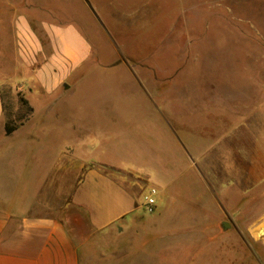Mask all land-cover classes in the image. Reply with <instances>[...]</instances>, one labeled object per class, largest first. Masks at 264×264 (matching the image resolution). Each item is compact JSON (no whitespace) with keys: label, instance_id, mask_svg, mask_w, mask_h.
<instances>
[{"label":"rangeland","instance_id":"obj_1","mask_svg":"<svg viewBox=\"0 0 264 264\" xmlns=\"http://www.w3.org/2000/svg\"><path fill=\"white\" fill-rule=\"evenodd\" d=\"M38 2L51 8L56 23L77 21L86 33L93 32V45L107 49L106 57L116 61L86 63L82 70L97 66L112 71L86 75L79 90L55 98L57 118L27 126L35 140L48 146L47 154L37 155L43 158L42 168L47 164L50 172L58 157L55 150L63 143L90 142L97 132L110 131L107 139L97 140L108 145L107 155L150 176L102 168L120 177L143 206L127 232L119 231L105 243L107 249L89 235L82 212L72 207L53 214L39 210L63 219L82 246L81 264H264V180L251 186L243 178L231 179L232 164L222 158L234 150L235 163L244 172L254 158L264 161V143L257 145L248 135L240 147H229L216 124L203 120V98L195 105V122L185 126L193 151L179 135L171 142L144 139L134 124L117 127L109 122L115 105L132 113L134 120L143 118L146 105H160L186 121L194 108L188 105L187 92H204L211 76L225 77L238 87L246 116L252 110L249 101H261L256 92L245 90L249 81L255 78L264 85V0ZM169 77L172 82L163 86ZM17 81L1 87L6 119L15 126L30 113ZM115 128L124 130L125 139L114 135ZM151 188L157 189L156 206L147 213L144 198Z\"/></svg>","mask_w":264,"mask_h":264},{"label":"crops","instance_id":"obj_2","mask_svg":"<svg viewBox=\"0 0 264 264\" xmlns=\"http://www.w3.org/2000/svg\"><path fill=\"white\" fill-rule=\"evenodd\" d=\"M50 10L38 0H0V264H81L82 246L63 219L51 214L68 207L82 212L89 235L104 242L101 248L107 249L109 245L105 243L116 238L119 231L127 232L140 217L143 206L120 177L102 168L150 180L148 174L135 171L132 163L107 155L108 145L97 140L107 139L113 133L110 131L97 132L96 140L90 142L70 146L63 143L55 150L58 157L50 172L47 164L42 168L43 158L37 155L47 154L48 146L43 140H35L27 126L57 118L60 111L55 109L58 101L55 98L79 90L86 75L101 76L112 71L97 66L82 70L86 63L92 60L98 66L116 63L112 57H106L107 49L93 45V32L86 33L77 21L56 23ZM18 78L21 83L17 85L24 91L31 111L11 135H6L1 87L4 83L18 82ZM172 78L164 79L162 85L168 87ZM209 79L204 92L194 89L187 92L188 105L194 108L189 109L192 112L186 121L160 105H146L143 118L134 120L132 113L115 105L109 122L117 127L134 124L135 133L144 139L165 138L171 142L173 135H179L193 151L192 134L185 126L195 122V105L200 101L198 98H203V120L216 124L229 147H240L248 135L257 145L264 143V85L261 87L255 78L249 81L250 88L245 90L252 95L256 92L261 101H249L252 110L245 116L244 98L238 87L225 77ZM114 135L125 139L124 130L115 128ZM200 152L203 156L205 150L201 148ZM222 158L232 164L231 179L243 178L251 186L264 180L262 157L258 162L255 158L251 160L252 165L245 166L244 172L235 163L238 154L234 150ZM39 210L51 214L41 215Z\"/></svg>","mask_w":264,"mask_h":264},{"label":"built area","instance_id":"obj_3","mask_svg":"<svg viewBox=\"0 0 264 264\" xmlns=\"http://www.w3.org/2000/svg\"><path fill=\"white\" fill-rule=\"evenodd\" d=\"M156 188H151L149 189L147 195L144 198V208L146 209L147 213H151L154 211L155 206H156Z\"/></svg>","mask_w":264,"mask_h":264},{"label":"trees","instance_id":"obj_4","mask_svg":"<svg viewBox=\"0 0 264 264\" xmlns=\"http://www.w3.org/2000/svg\"><path fill=\"white\" fill-rule=\"evenodd\" d=\"M26 103V102H25ZM29 110L31 111V109L29 108ZM16 127L17 126H15V125H13L12 123H11V120H7L6 122H5V133H6V135H11V133L16 129Z\"/></svg>","mask_w":264,"mask_h":264},{"label":"water","instance_id":"obj_5","mask_svg":"<svg viewBox=\"0 0 264 264\" xmlns=\"http://www.w3.org/2000/svg\"><path fill=\"white\" fill-rule=\"evenodd\" d=\"M224 226H225V227H228L226 223L224 224Z\"/></svg>","mask_w":264,"mask_h":264}]
</instances>
